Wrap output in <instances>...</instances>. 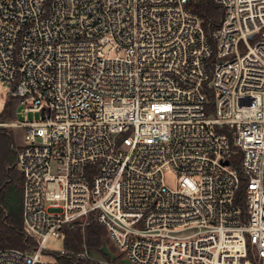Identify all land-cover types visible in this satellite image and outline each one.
Instances as JSON below:
<instances>
[{"label":"built area","instance_id":"obj_1","mask_svg":"<svg viewBox=\"0 0 264 264\" xmlns=\"http://www.w3.org/2000/svg\"><path fill=\"white\" fill-rule=\"evenodd\" d=\"M191 1L0 0V80L41 113L14 123L35 246L0 264L91 215L133 264H264V0H214L211 35Z\"/></svg>","mask_w":264,"mask_h":264},{"label":"trees","instance_id":"obj_2","mask_svg":"<svg viewBox=\"0 0 264 264\" xmlns=\"http://www.w3.org/2000/svg\"><path fill=\"white\" fill-rule=\"evenodd\" d=\"M189 7L203 19V25L208 35H211L220 26L224 10L214 0H192ZM205 92L210 99L207 109L212 111L214 109V90L206 88ZM20 104L19 98L8 96L0 113V121L17 119ZM9 131L10 129L0 127V134L9 135L11 134ZM16 157L17 149H9L4 154L0 153V249L31 250L35 246V241L25 234L23 228V182L15 164ZM245 185L243 180L238 191L237 199L242 203ZM107 234V229L99 223L94 215L90 216L84 227L79 225L67 227L64 240L67 252L64 254L56 251L51 252L54 258L53 264H94L78 257L77 254L84 250V245L89 252L103 253L102 247L104 243H107ZM121 259L122 256H118L115 261L118 262Z\"/></svg>","mask_w":264,"mask_h":264},{"label":"rangeland","instance_id":"obj_3","mask_svg":"<svg viewBox=\"0 0 264 264\" xmlns=\"http://www.w3.org/2000/svg\"><path fill=\"white\" fill-rule=\"evenodd\" d=\"M241 49H243V45H241ZM10 95H11V85L8 82H2L0 80V113L2 112L5 102L8 96ZM22 110L23 108L19 107L18 112H17V119L0 121V127L10 129L9 132L11 133L9 135L0 134V153L1 154L6 153L9 149L11 150L17 149V147L23 142L25 128L14 125V123L17 120L23 121V122H33V121L41 120L40 112L31 111L25 114L22 112ZM166 179H167V183L172 185L175 183L176 176L174 174H168ZM106 241L110 249L117 255V257L123 256L120 250L115 246L109 233L107 234ZM47 246L51 250H56V251H61L62 249L65 248L64 240L56 238V237H51L47 243ZM88 256L89 257L83 256L82 258L94 264H120V261L118 262L113 261L112 259L109 258V256L105 255L104 253L89 252Z\"/></svg>","mask_w":264,"mask_h":264},{"label":"water","instance_id":"obj_4","mask_svg":"<svg viewBox=\"0 0 264 264\" xmlns=\"http://www.w3.org/2000/svg\"><path fill=\"white\" fill-rule=\"evenodd\" d=\"M102 252L109 256L113 261H115L117 259V255L109 248V246L107 245V243H104L103 247H102ZM120 264H133L132 262H130L128 259L126 258H122L120 260Z\"/></svg>","mask_w":264,"mask_h":264}]
</instances>
